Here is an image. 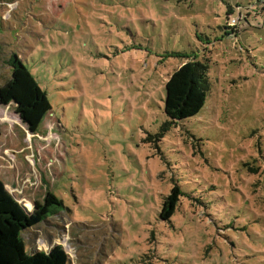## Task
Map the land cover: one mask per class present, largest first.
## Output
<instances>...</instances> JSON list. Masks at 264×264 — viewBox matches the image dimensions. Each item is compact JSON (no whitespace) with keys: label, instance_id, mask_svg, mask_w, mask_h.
<instances>
[{"label":"rangeland","instance_id":"1","mask_svg":"<svg viewBox=\"0 0 264 264\" xmlns=\"http://www.w3.org/2000/svg\"><path fill=\"white\" fill-rule=\"evenodd\" d=\"M247 2L0 0V85L16 54L51 107L31 133L0 104V180L23 209L62 201L28 247L61 245L68 264H264V6L236 37L217 28ZM193 58L205 103L164 129V82Z\"/></svg>","mask_w":264,"mask_h":264},{"label":"trees","instance_id":"2","mask_svg":"<svg viewBox=\"0 0 264 264\" xmlns=\"http://www.w3.org/2000/svg\"><path fill=\"white\" fill-rule=\"evenodd\" d=\"M259 5L264 6V0H248L245 5L226 3V20L237 18L239 23L228 25L226 22L217 28L234 32L236 37L256 11L261 13L257 10ZM262 9L261 14H264ZM7 66L8 75L0 85V104L11 107L27 130L34 133L51 108L47 94L16 54L7 59ZM209 88L205 63L196 58L182 63L164 82L163 112L168 120L162 127L168 128L176 121L198 114ZM183 193L179 185H174L163 197L159 211L161 219L169 220L173 216ZM55 207H62V201L54 193L47 192L42 202H34L31 211L23 209L0 180V264H68L69 257L61 245H54L44 252L28 247L22 238L24 232L41 223L48 224V217L57 213Z\"/></svg>","mask_w":264,"mask_h":264},{"label":"water","instance_id":"3","mask_svg":"<svg viewBox=\"0 0 264 264\" xmlns=\"http://www.w3.org/2000/svg\"><path fill=\"white\" fill-rule=\"evenodd\" d=\"M15 115H17V114H15ZM19 118V117H18ZM20 120V119H19ZM21 122V121H20ZM22 123V122H21ZM23 124V123H22ZM24 125V124H23ZM30 132V131H29ZM29 211V210H28Z\"/></svg>","mask_w":264,"mask_h":264}]
</instances>
